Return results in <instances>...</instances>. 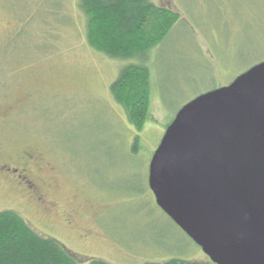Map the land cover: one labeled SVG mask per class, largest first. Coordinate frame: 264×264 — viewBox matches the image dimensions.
I'll return each mask as SVG.
<instances>
[{
    "label": "rangeland",
    "instance_id": "1",
    "mask_svg": "<svg viewBox=\"0 0 264 264\" xmlns=\"http://www.w3.org/2000/svg\"><path fill=\"white\" fill-rule=\"evenodd\" d=\"M152 2L180 21L148 53L138 132L110 93L130 61L89 46L78 0H0V212L79 264H214L157 206L150 164L187 104L264 62V0Z\"/></svg>",
    "mask_w": 264,
    "mask_h": 264
},
{
    "label": "water",
    "instance_id": "2",
    "mask_svg": "<svg viewBox=\"0 0 264 264\" xmlns=\"http://www.w3.org/2000/svg\"><path fill=\"white\" fill-rule=\"evenodd\" d=\"M149 186L214 264H264V62L176 115Z\"/></svg>",
    "mask_w": 264,
    "mask_h": 264
},
{
    "label": "trees",
    "instance_id": "3",
    "mask_svg": "<svg viewBox=\"0 0 264 264\" xmlns=\"http://www.w3.org/2000/svg\"><path fill=\"white\" fill-rule=\"evenodd\" d=\"M78 1L87 20L89 46L109 59L132 62L120 68L110 93L128 122L141 132L151 105V75L144 64L148 53L163 44L180 16L157 7L152 0ZM0 264L79 263L55 240L37 234L19 214L1 211ZM89 264L108 263L93 260ZM163 264L185 263L171 260Z\"/></svg>",
    "mask_w": 264,
    "mask_h": 264
},
{
    "label": "flooded vegetation",
    "instance_id": "4",
    "mask_svg": "<svg viewBox=\"0 0 264 264\" xmlns=\"http://www.w3.org/2000/svg\"><path fill=\"white\" fill-rule=\"evenodd\" d=\"M25 183L30 188V190H34L35 189V185L31 181L27 180V181H25Z\"/></svg>",
    "mask_w": 264,
    "mask_h": 264
}]
</instances>
